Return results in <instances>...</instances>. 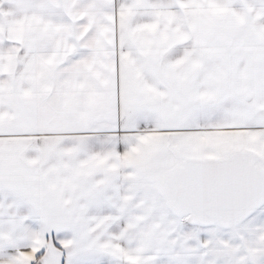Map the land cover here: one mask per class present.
<instances>
[{"label":"snow or ice","instance_id":"obj_1","mask_svg":"<svg viewBox=\"0 0 264 264\" xmlns=\"http://www.w3.org/2000/svg\"><path fill=\"white\" fill-rule=\"evenodd\" d=\"M0 264H264V0H0Z\"/></svg>","mask_w":264,"mask_h":264}]
</instances>
